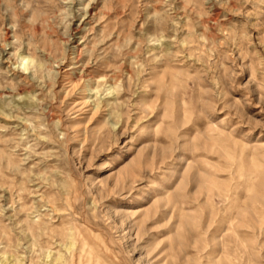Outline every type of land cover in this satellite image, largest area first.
Here are the masks:
<instances>
[{"label":"rangeland","instance_id":"1","mask_svg":"<svg viewBox=\"0 0 264 264\" xmlns=\"http://www.w3.org/2000/svg\"><path fill=\"white\" fill-rule=\"evenodd\" d=\"M0 264H264V0H0Z\"/></svg>","mask_w":264,"mask_h":264},{"label":"bare ground","instance_id":"2","mask_svg":"<svg viewBox=\"0 0 264 264\" xmlns=\"http://www.w3.org/2000/svg\"><path fill=\"white\" fill-rule=\"evenodd\" d=\"M78 46V45H77ZM78 50V49H77ZM76 56V55H75ZM21 65V68L23 70H28L29 68H35V69H39L40 67H42V63L40 61H35L34 59L28 56H20V61L17 63V67ZM155 183L151 182L149 184V187H155Z\"/></svg>","mask_w":264,"mask_h":264}]
</instances>
